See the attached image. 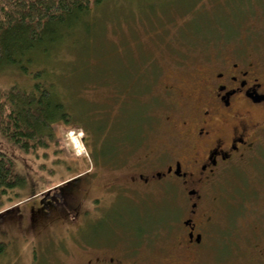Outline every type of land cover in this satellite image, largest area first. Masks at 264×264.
Returning a JSON list of instances; mask_svg holds the SVG:
<instances>
[{"label":"flooded vegetation","instance_id":"1","mask_svg":"<svg viewBox=\"0 0 264 264\" xmlns=\"http://www.w3.org/2000/svg\"><path fill=\"white\" fill-rule=\"evenodd\" d=\"M201 57L187 83L163 88L164 140L153 148L141 139L117 142L145 148L125 167L117 155L106 156L101 142L89 150L85 171L57 186L67 209H80L72 224L81 228L101 221L114 204L138 210L136 194L158 189L172 199L149 216L148 225L143 214L138 219L127 212L110 223L109 238L83 241L86 264H264V45L216 48ZM106 171L114 174L100 188L111 192L91 196ZM51 207L48 198L38 199L30 208L33 221L42 226ZM53 218L56 225L69 223L61 209ZM235 220L246 229L234 230ZM159 238L174 242L173 248L160 247L171 263L145 255ZM241 243L248 253L234 262V244Z\"/></svg>","mask_w":264,"mask_h":264},{"label":"rangeland","instance_id":"2","mask_svg":"<svg viewBox=\"0 0 264 264\" xmlns=\"http://www.w3.org/2000/svg\"><path fill=\"white\" fill-rule=\"evenodd\" d=\"M252 1V10L245 11L246 7L242 8L239 0H107L88 16L89 31L76 28L74 35L66 34L63 43L50 49L47 61H34L30 69L43 67L47 71L57 92L69 103L72 115L68 121L54 123L52 141L48 147L35 152H25L0 135V151L10 158L16 176L15 185L0 209V212L9 210L0 218V243L4 245L0 264H86L88 255L82 246L83 241H94L98 236L109 238L110 223L121 220L127 212H133L138 219L143 214V222L148 225L152 222L149 218L152 213L172 204L169 195L154 189L142 193L143 196L136 194L133 202L138 210L131 204L118 203L105 209L98 223L85 228L72 224L78 221L80 209H67L56 188L66 179L83 173L89 164V150L102 147V139L94 141L93 138V130L96 131L99 122L92 124L89 120L93 125L90 127L87 117L83 121V115H79L84 111L89 116L98 106L109 104L106 89L95 84L98 80L96 70L100 67L117 69V66H110L113 59L109 57L113 56L119 58L116 63L120 58L143 56L155 68L151 93L157 101L149 108L154 117L141 138L151 142L147 147L153 148L164 140L165 135L164 127L159 123L165 85L187 83L194 74V68L201 64V56L212 53L216 48L226 52L232 46L264 45V5L261 7ZM78 36L81 44L73 42ZM96 55L103 56L106 61L96 63ZM79 56L83 58L78 59ZM13 82L26 83L28 77L15 67L0 70V87ZM84 128L93 134L85 133ZM72 137L78 140L79 148L72 142ZM144 149L142 144H126L118 148L115 157L121 158L125 167L124 163L135 160ZM113 174L106 171L100 176L97 179L99 186H94L90 195H108L111 191L100 187L109 182ZM40 198H48L54 204L42 226L35 222L38 218L33 221L30 209ZM60 209L68 216L69 223L54 224L53 214ZM241 223L235 220L234 230L244 226L246 229L247 224ZM156 242L157 248L148 252L143 250L141 255L147 252L145 255L150 259L171 263L172 257L164 254L160 247L169 248L174 242L162 241L161 238L154 244ZM244 245L234 244V262L246 251Z\"/></svg>","mask_w":264,"mask_h":264},{"label":"trees","instance_id":"3","mask_svg":"<svg viewBox=\"0 0 264 264\" xmlns=\"http://www.w3.org/2000/svg\"><path fill=\"white\" fill-rule=\"evenodd\" d=\"M105 1L0 0V70L15 67L28 77L26 83L13 82L0 87V135L21 150L35 152L48 147L53 139V124L68 121L72 115L69 103L57 92L47 71L43 67L30 69V66L35 60L47 61L50 49L63 43L66 34L74 35L76 28L89 31L88 16ZM253 1L261 7L264 5L263 0ZM238 3L242 8L246 7L245 11L251 9V0H239ZM79 36L73 42L81 44ZM142 57L120 58L122 64L116 63L117 56L109 57L113 59L110 66L118 68H98V80L95 81L106 89L109 104L98 106L92 116H86L84 111L79 114L83 115V121L87 117L88 123L89 120L92 124L99 122L94 134L88 128H84V132H91L94 141L100 138L106 142V156L115 157L118 148L126 145H114L117 142L140 140L153 121L154 114L149 108L157 101L151 93L155 68ZM94 61L101 63L106 59L96 55ZM12 168L10 158L0 151V209L16 182ZM7 211L0 212V218ZM3 249L4 245L0 243V252Z\"/></svg>","mask_w":264,"mask_h":264},{"label":"bare ground","instance_id":"4","mask_svg":"<svg viewBox=\"0 0 264 264\" xmlns=\"http://www.w3.org/2000/svg\"><path fill=\"white\" fill-rule=\"evenodd\" d=\"M72 142L74 143V145H75L77 148L80 147L79 142H78V140L76 139V137H72Z\"/></svg>","mask_w":264,"mask_h":264}]
</instances>
